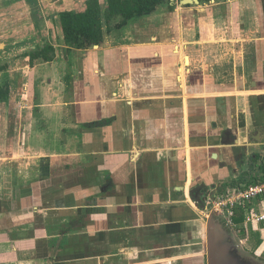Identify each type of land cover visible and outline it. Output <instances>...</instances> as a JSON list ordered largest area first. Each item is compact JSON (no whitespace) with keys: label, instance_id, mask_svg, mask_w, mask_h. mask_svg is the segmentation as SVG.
<instances>
[{"label":"crops","instance_id":"0c3cea01","mask_svg":"<svg viewBox=\"0 0 264 264\" xmlns=\"http://www.w3.org/2000/svg\"><path fill=\"white\" fill-rule=\"evenodd\" d=\"M88 1L0 0V264L263 258L264 222L200 210L264 173V0H170L110 30L100 0L103 42L70 47L61 14Z\"/></svg>","mask_w":264,"mask_h":264},{"label":"trees","instance_id":"16d2710c","mask_svg":"<svg viewBox=\"0 0 264 264\" xmlns=\"http://www.w3.org/2000/svg\"><path fill=\"white\" fill-rule=\"evenodd\" d=\"M105 22L108 24L110 30L113 26L118 28L126 25L131 19L139 18L143 15L152 13L161 3L170 0H106ZM103 12L100 0H89L87 9L83 12H62L61 21L67 44L70 47L86 49L93 45L101 44L104 40L103 33ZM53 49L45 47L30 54L31 60L36 58H44L45 60H52ZM3 67H0V71ZM9 84L3 82L0 85V99L6 98L9 92ZM3 89V90H2ZM264 181V173L259 178L251 179L245 185L258 183ZM243 185V183L237 184ZM245 211L243 209L237 210L235 222L237 228L242 233H245L244 226ZM252 228V227H251ZM251 240L257 245L262 243L259 232L250 231Z\"/></svg>","mask_w":264,"mask_h":264},{"label":"built area","instance_id":"2783aa9c","mask_svg":"<svg viewBox=\"0 0 264 264\" xmlns=\"http://www.w3.org/2000/svg\"><path fill=\"white\" fill-rule=\"evenodd\" d=\"M202 210L223 215L232 227H236L238 209L245 211L246 224L264 222V181L240 185L218 191L205 198Z\"/></svg>","mask_w":264,"mask_h":264},{"label":"rangeland","instance_id":"374dc122","mask_svg":"<svg viewBox=\"0 0 264 264\" xmlns=\"http://www.w3.org/2000/svg\"><path fill=\"white\" fill-rule=\"evenodd\" d=\"M5 79H6L5 76L0 75V82H4ZM8 88L10 90V87H8ZM1 108H2V106L0 103V114L2 113ZM2 123L4 125V120L0 116V127H2L1 126ZM0 135H1V132H0ZM4 150H5V148H4ZM1 153H3V148L0 146V155H1ZM202 211L203 210L201 209L200 212L202 213ZM233 244H234L232 246L233 251H231V252H232V256H234L237 252L238 258H236L237 259L236 262H239L240 264H264V257L262 258V256L260 255V250L258 248L254 247V246H252L246 242H244L242 244L238 241H234Z\"/></svg>","mask_w":264,"mask_h":264},{"label":"flooded vegetation","instance_id":"af4514ba","mask_svg":"<svg viewBox=\"0 0 264 264\" xmlns=\"http://www.w3.org/2000/svg\"><path fill=\"white\" fill-rule=\"evenodd\" d=\"M179 2H182L184 4H191V5H194V4H202V3H205V2H209V1H212V0H178Z\"/></svg>","mask_w":264,"mask_h":264},{"label":"water","instance_id":"95a60500","mask_svg":"<svg viewBox=\"0 0 264 264\" xmlns=\"http://www.w3.org/2000/svg\"><path fill=\"white\" fill-rule=\"evenodd\" d=\"M197 4H198V3H197ZM222 218H224V217H222ZM231 251H233V250H232V247H231V249H230V253L232 254ZM235 256H237V252H236ZM237 258H238V257H237Z\"/></svg>","mask_w":264,"mask_h":264}]
</instances>
